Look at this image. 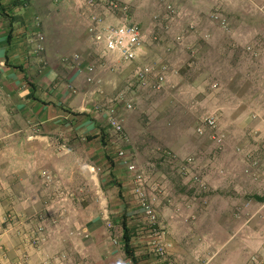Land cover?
I'll use <instances>...</instances> for the list:
<instances>
[{"label":"rangeland","instance_id":"374dc122","mask_svg":"<svg viewBox=\"0 0 264 264\" xmlns=\"http://www.w3.org/2000/svg\"><path fill=\"white\" fill-rule=\"evenodd\" d=\"M88 1L0 0L4 20L43 35L49 87L85 68L70 87L86 104L47 128L0 95V264H133L123 218L137 264H264V0H119L126 15ZM94 17L138 25V60L105 53ZM94 219L110 233L100 260L81 227Z\"/></svg>","mask_w":264,"mask_h":264},{"label":"crops","instance_id":"0c3cea01","mask_svg":"<svg viewBox=\"0 0 264 264\" xmlns=\"http://www.w3.org/2000/svg\"><path fill=\"white\" fill-rule=\"evenodd\" d=\"M3 17L0 5V95L11 96L15 115L21 117L24 114L27 120H39V125L51 128L59 125L60 120L65 118L67 105L80 108L83 111L86 107L85 98L82 97V94L78 95L79 98H74L73 88L71 89L70 85L75 79H80L85 68L73 66V70L68 71L65 78V85L63 84L59 88L49 87L58 69L40 67V61L44 57L34 52V37L30 38L27 36L29 33L22 31L16 22L10 23ZM81 227L87 237L83 239L89 241V245L98 247L95 258L100 260V240L106 241V238L110 237V233L104 228L101 219L82 223ZM237 246L238 254L242 255L244 245L238 243ZM55 263L62 262L53 261V264ZM230 263L229 261L228 264Z\"/></svg>","mask_w":264,"mask_h":264},{"label":"built area","instance_id":"2783aa9c","mask_svg":"<svg viewBox=\"0 0 264 264\" xmlns=\"http://www.w3.org/2000/svg\"><path fill=\"white\" fill-rule=\"evenodd\" d=\"M88 4L92 7L98 5L96 0H89ZM107 5L109 9L120 15H126L128 13V5L120 2L119 0H109L107 2ZM93 19L94 23L89 28L90 35L95 43L102 47L105 53L115 54L117 55L118 59L126 63H134L138 60L143 47V35L138 25L123 22L120 24H115L113 26H105L100 17H94ZM43 39V35L37 33V37L35 38V40H33V43H35L34 52L39 53L43 50ZM75 61L78 62V60ZM86 70L92 75V73H94L95 71V66L91 64L86 67ZM152 72L153 69L151 67L144 66L136 71L135 76H137V80L139 82L147 83L148 77L151 76ZM154 77L156 78V87L160 88L165 79V76L157 73ZM90 80H92V77H89V81ZM126 106L127 108H132V102H127ZM109 109V124L116 133H122L124 127L121 120L115 114V109L112 106H110ZM208 122L209 124L214 123V121L210 119ZM120 154L123 155L124 152H121ZM128 166L131 171H136V165H134L133 163H130ZM138 191L140 192V189H138ZM141 196V204L144 210L147 214L154 217V210L151 203L146 198H144L143 193H141Z\"/></svg>","mask_w":264,"mask_h":264},{"label":"trees","instance_id":"16d2710c","mask_svg":"<svg viewBox=\"0 0 264 264\" xmlns=\"http://www.w3.org/2000/svg\"><path fill=\"white\" fill-rule=\"evenodd\" d=\"M123 227V240H124V251L129 259L132 260L133 264H137V258L134 252V248L131 244V229L125 218L122 221Z\"/></svg>","mask_w":264,"mask_h":264}]
</instances>
